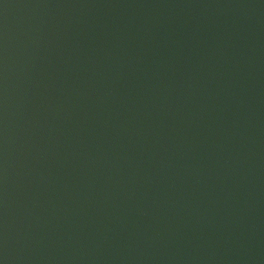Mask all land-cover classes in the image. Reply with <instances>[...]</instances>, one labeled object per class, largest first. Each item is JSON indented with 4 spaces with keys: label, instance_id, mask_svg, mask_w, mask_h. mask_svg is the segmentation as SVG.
Instances as JSON below:
<instances>
[{
    "label": "water",
    "instance_id": "obj_1",
    "mask_svg": "<svg viewBox=\"0 0 264 264\" xmlns=\"http://www.w3.org/2000/svg\"><path fill=\"white\" fill-rule=\"evenodd\" d=\"M0 264H264V0H0Z\"/></svg>",
    "mask_w": 264,
    "mask_h": 264
}]
</instances>
